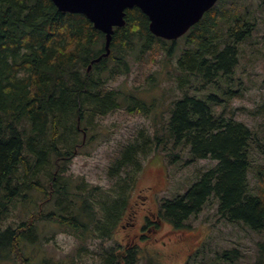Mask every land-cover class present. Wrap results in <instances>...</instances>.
Masks as SVG:
<instances>
[{"label":"trees","instance_id":"16d2710c","mask_svg":"<svg viewBox=\"0 0 264 264\" xmlns=\"http://www.w3.org/2000/svg\"><path fill=\"white\" fill-rule=\"evenodd\" d=\"M219 9L207 11L184 37L187 48L175 65L179 86L193 78L203 83L196 87L199 91L234 79L240 43L250 36L253 24L250 14L235 6ZM124 20L123 27L114 28L109 57L87 71L90 62L104 52V35L85 16L60 12L50 0H0L1 259L10 260L13 252L21 254L20 243L32 241L40 214L19 219L18 224L9 221L13 208L30 202L31 191L41 195L44 203L58 200L65 212L41 219L71 226L78 238L80 233L96 238L111 235L129 207L142 159L167 144L188 148L191 161L210 159L215 165L185 193L163 199L157 215L160 220L184 228L190 217L215 200L217 214L225 222L264 231V183L253 194L248 179L251 145L259 142L257 135L233 117L216 114L214 109L222 100L214 94L203 98L184 94L171 104L162 128L152 133L136 131L119 148L118 158L108 169L109 177L120 171L127 174L116 182L120 195L116 199L94 200L93 191L99 190H86L82 180L74 187L72 180L59 182L60 174L71 178L67 169L60 168L99 133H91L98 126L96 121L121 108L122 101L128 113L148 112L137 97L126 101L119 91L105 89L116 75L128 73L125 56L135 53L140 57L159 44L168 55L175 49L176 43L167 48L166 41L150 33L149 21L138 8L125 10ZM224 22L231 26L224 29ZM229 90L224 88L223 95ZM262 171L259 180L264 182ZM119 247L108 252L102 264H136V251L129 249L123 260L117 254ZM229 254L224 252L222 257ZM144 264L157 263L148 257Z\"/></svg>","mask_w":264,"mask_h":264},{"label":"rangeland","instance_id":"374dc122","mask_svg":"<svg viewBox=\"0 0 264 264\" xmlns=\"http://www.w3.org/2000/svg\"><path fill=\"white\" fill-rule=\"evenodd\" d=\"M230 6L250 14L248 18L253 24L250 36L240 43L234 79L227 83L219 81L214 87H202L199 91L196 87L203 83L193 78L179 86L175 65L178 56L187 48L184 39L177 41L170 55L160 44L140 57L135 53L126 55L128 73L116 75L105 89L119 91L121 99L126 101L130 96L137 97L146 104L148 112L128 113L127 103L122 101L121 108L96 121L98 126L91 129V133H99L93 141L79 149L60 168L67 169V176H71L66 179L62 177L65 174H60L61 184L72 180L71 185H76L82 180L86 190H99L93 191L94 200L109 202L116 199L120 196L116 182L119 177L126 178L127 174L120 171L118 176L109 177L108 169L118 158L119 148L132 140L136 131L144 129L152 133L154 128H162L169 119L171 104L184 94L198 98L214 94L222 100L220 106L214 109L216 114L233 117L257 135L259 142L251 145L248 179L253 194L261 190L264 183L259 180V170H264V0H223L216 3L219 11L228 10ZM231 24L224 22L222 26L227 29ZM166 45L168 48L171 42L166 41ZM226 87L231 90L227 91L229 95H223ZM156 149L142 159V170L130 193L128 210L121 215L111 235L96 238L80 233L82 237L78 238L71 226H59L51 220L41 219L65 212H61L58 200L44 203L41 195L31 191L30 202L13 208L9 221L18 224L19 219L26 220L32 214H40L31 234L32 241L30 244L22 241L21 254L13 252L10 260L0 258V264H102L108 252L114 251L117 245L120 246L117 254H122L123 247L134 245L136 264H144V259L148 257L157 264H183L186 256L194 254L196 261L201 260L204 264H264V231L253 232L242 225L225 222L217 214L215 200H210L199 214L190 217L184 228H174L166 221L157 220L141 231L140 238L129 240L135 233L132 231L137 230L135 223L142 213L140 208L159 215L163 199L185 193L215 165V161L210 159L191 161L188 148L182 145L174 147L167 144ZM85 196L88 197L87 194ZM67 203L61 201V204ZM67 206L72 208L73 205L69 203ZM227 251L230 252L227 256H230L229 260L222 257Z\"/></svg>","mask_w":264,"mask_h":264},{"label":"water","instance_id":"95a60500","mask_svg":"<svg viewBox=\"0 0 264 264\" xmlns=\"http://www.w3.org/2000/svg\"><path fill=\"white\" fill-rule=\"evenodd\" d=\"M64 13L85 16L104 35V52L95 63L110 54L114 28L125 24V10L138 8L149 20V31L165 40H176L196 24L217 0H50Z\"/></svg>","mask_w":264,"mask_h":264},{"label":"flooded vegetation","instance_id":"af4514ba","mask_svg":"<svg viewBox=\"0 0 264 264\" xmlns=\"http://www.w3.org/2000/svg\"><path fill=\"white\" fill-rule=\"evenodd\" d=\"M173 43H176V42L172 41L171 44H173ZM141 211H142V213L140 214V216L137 217L136 223H135L137 230L132 231L135 233L133 235L134 238L130 237V239H129L130 241H134L135 238H140L141 231L144 230L145 227H148L149 225H153L157 220L158 221L160 220V218L158 216H155L153 213L149 212L147 209L140 208L139 212H141ZM133 212H134V214L137 213V211L135 209L133 210ZM132 226L134 228V224ZM163 245H165V244L163 243ZM132 247L135 249L134 245L131 247H126V248L123 247L122 254H120L121 257L125 258L126 252L129 249H132ZM190 257H191V259H190ZM196 258H197V256H195V254H194V256H186L183 264H204L201 260L196 261Z\"/></svg>","mask_w":264,"mask_h":264},{"label":"bare ground","instance_id":"6f19581e","mask_svg":"<svg viewBox=\"0 0 264 264\" xmlns=\"http://www.w3.org/2000/svg\"><path fill=\"white\" fill-rule=\"evenodd\" d=\"M66 122V121H65Z\"/></svg>","mask_w":264,"mask_h":264}]
</instances>
